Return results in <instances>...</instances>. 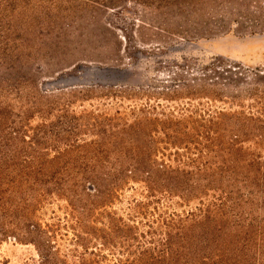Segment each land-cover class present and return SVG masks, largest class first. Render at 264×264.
Returning <instances> with one entry per match:
<instances>
[{"label":"trees","instance_id":"16d2710c","mask_svg":"<svg viewBox=\"0 0 264 264\" xmlns=\"http://www.w3.org/2000/svg\"><path fill=\"white\" fill-rule=\"evenodd\" d=\"M177 68L113 115L74 110L96 86L56 94L0 70V242L34 245L32 264H264V66ZM56 201L63 215L45 220Z\"/></svg>","mask_w":264,"mask_h":264},{"label":"rangeland","instance_id":"374dc122","mask_svg":"<svg viewBox=\"0 0 264 264\" xmlns=\"http://www.w3.org/2000/svg\"><path fill=\"white\" fill-rule=\"evenodd\" d=\"M217 57L264 66V0H0V70L16 69L56 94L96 86L87 92L92 98L74 100L77 113L95 107L113 115L140 106L149 101L147 91L183 78L175 74L183 61ZM107 67L130 71L115 74ZM112 85L122 88L123 98L104 97ZM132 194L116 203L121 213ZM64 206L48 204L41 216H62ZM66 238L59 239L64 250L71 246ZM37 260L32 244L0 242V264Z\"/></svg>","mask_w":264,"mask_h":264}]
</instances>
